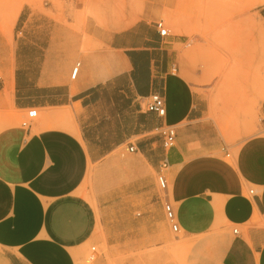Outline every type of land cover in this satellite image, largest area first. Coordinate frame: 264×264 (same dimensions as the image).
I'll return each mask as SVG.
<instances>
[{
    "label": "crops",
    "instance_id": "crops-1",
    "mask_svg": "<svg viewBox=\"0 0 264 264\" xmlns=\"http://www.w3.org/2000/svg\"><path fill=\"white\" fill-rule=\"evenodd\" d=\"M165 1L0 6V105L38 116L0 129V264H76L89 244L106 247L92 264H264V101L227 143L180 40L157 32ZM89 165L96 210L78 194Z\"/></svg>",
    "mask_w": 264,
    "mask_h": 264
},
{
    "label": "rangeland",
    "instance_id": "rangeland-1",
    "mask_svg": "<svg viewBox=\"0 0 264 264\" xmlns=\"http://www.w3.org/2000/svg\"><path fill=\"white\" fill-rule=\"evenodd\" d=\"M5 1L0 0V6ZM166 2L167 10L179 14L177 25L163 14L159 21L168 36L181 42L180 71L199 78L198 85L204 86V92L210 95L212 113L219 115L217 122L222 137L232 143L244 136L236 131L249 125V117L262 102L256 87L259 84L264 88V0ZM0 30L6 31L3 21ZM10 119L14 120L11 124L7 123ZM37 121L38 116L28 120L25 112L16 113L6 101L0 105V129L29 122L33 128ZM101 192L96 186L95 165H89L78 194L96 210ZM90 246H96L95 256L105 252L104 244L86 245L81 251L83 264H92L94 260H88Z\"/></svg>",
    "mask_w": 264,
    "mask_h": 264
},
{
    "label": "built area",
    "instance_id": "built-area-1",
    "mask_svg": "<svg viewBox=\"0 0 264 264\" xmlns=\"http://www.w3.org/2000/svg\"><path fill=\"white\" fill-rule=\"evenodd\" d=\"M155 26L157 28V32H158L159 36L167 35L166 30L163 28L161 21H158ZM75 73H76V67L72 70L71 77H74ZM0 80H1V78H0ZM145 110L147 112L154 113L158 117H163L165 114V105H164L163 98L156 93L148 95V97H146ZM26 117L28 118V120L35 118L36 117V111L34 109L28 110L26 112ZM22 125H27V123H22ZM157 134L161 138L162 146L164 148H169L173 145L174 129L171 126L160 127L157 131ZM128 150L132 151L133 148L129 147ZM162 167H165V164H163ZM156 180H157V185H158L159 189L164 191L166 189V181H165L164 177L162 175H158ZM163 209H164L165 218H166L167 222L170 224L171 230L175 232L177 230V225H176V221H175V214L173 212L172 207L170 206L169 203H164ZM233 233H236V231L233 230ZM95 255H96V250H95V248L91 247L90 253L88 255V260H93Z\"/></svg>",
    "mask_w": 264,
    "mask_h": 264
},
{
    "label": "bare ground",
    "instance_id": "bare-ground-1",
    "mask_svg": "<svg viewBox=\"0 0 264 264\" xmlns=\"http://www.w3.org/2000/svg\"><path fill=\"white\" fill-rule=\"evenodd\" d=\"M135 1H138V0H135ZM140 1H142V0H140ZM166 1H165V3L167 4ZM169 1H171V0H169ZM162 14L166 18L172 19L174 26L177 25V19H176V17L179 16V14L176 13L175 10L174 11H171V10L165 9V10H163ZM256 89H257V92L261 95V101H264V88L261 85L258 84V86L256 87ZM13 122H14L13 119H10L9 121H7V123H9V124H11ZM68 127H69V129L71 131L74 130L73 127H71V126H68ZM73 257H74V260H75V263L76 264H83L82 259H81V254L79 252L74 251L73 252Z\"/></svg>",
    "mask_w": 264,
    "mask_h": 264
}]
</instances>
